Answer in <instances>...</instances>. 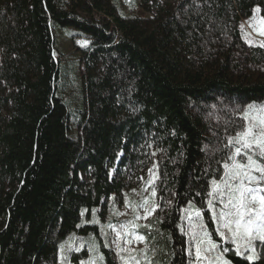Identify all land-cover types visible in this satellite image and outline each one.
I'll return each instance as SVG.
<instances>
[{
	"label": "trees",
	"instance_id": "obj_1",
	"mask_svg": "<svg viewBox=\"0 0 264 264\" xmlns=\"http://www.w3.org/2000/svg\"><path fill=\"white\" fill-rule=\"evenodd\" d=\"M119 2L0 0V264H58L67 239L98 233L93 212L123 190L121 170L147 161L160 205L142 232L154 264H187L177 225L189 201L219 239L206 188L242 109L264 104V48L239 29L255 6L264 18V0ZM56 25L91 41L71 61L85 66L81 78L54 54ZM94 241L103 264H118L108 242Z\"/></svg>",
	"mask_w": 264,
	"mask_h": 264
},
{
	"label": "snow or ice",
	"instance_id": "obj_2",
	"mask_svg": "<svg viewBox=\"0 0 264 264\" xmlns=\"http://www.w3.org/2000/svg\"><path fill=\"white\" fill-rule=\"evenodd\" d=\"M259 11V8L253 10L249 27L264 36V18L257 15ZM241 27L243 29V25ZM243 38L249 46H254L247 33L243 34ZM80 43L82 47L86 46L85 42ZM259 47L264 48V42H260ZM241 119L244 123L240 130L234 136L227 137L225 147L231 151L222 165V173L217 179H212L206 188L208 211L216 224V234L223 243L218 244L212 238L203 223L201 210L189 201L187 208L180 209V218L186 221L187 226L177 225L182 235L187 237V264H232L227 258L229 251L245 259L248 264H255L264 258L258 251L260 246H264V104H248L242 109ZM149 175L147 183L151 186V198H145L138 204L125 200V205L131 207L134 213L138 208L143 210V215H135L134 220L147 219L160 207L155 199V179L158 177L152 169ZM136 227L134 221L121 225L123 232H117V237L123 236L124 244L136 242L145 247L136 250L118 244L116 256L121 264H154L147 255L148 237L134 231ZM113 231L116 229L113 228ZM223 244H230L232 248L224 247ZM68 247L71 250V246ZM105 247L108 245L105 244ZM60 250L61 260H66L67 257L63 255L65 246L61 245ZM75 250L80 251V248ZM88 252V260L81 261V264H103L105 257L99 254L95 243L89 246Z\"/></svg>",
	"mask_w": 264,
	"mask_h": 264
},
{
	"label": "rangeland",
	"instance_id": "obj_3",
	"mask_svg": "<svg viewBox=\"0 0 264 264\" xmlns=\"http://www.w3.org/2000/svg\"><path fill=\"white\" fill-rule=\"evenodd\" d=\"M119 1V3L122 4L126 10H128L130 7L135 8L137 6L138 0ZM256 8L259 7L255 6L253 10ZM253 10L251 16L247 18H241L239 22V29L241 31L242 36L244 33H247L248 38L252 40L254 44H259L260 42L264 41V37L258 35L256 32L253 31L251 27H249L251 18L253 16ZM257 15L263 18L260 14V11ZM242 25L243 29L241 27ZM52 32L55 39V56H60L64 63L66 62V67L68 69H72L74 71V74L77 73L76 75L81 78V76L85 74V66L80 65V67L77 68V64L71 63V61L78 60L87 50L91 48L90 39L80 36L79 34H77V32L74 31V29L70 27H59L56 25L55 27H52ZM80 42H85L86 46L82 47ZM76 82L77 81L74 79V77L70 76L67 87L70 101H74V93H76V95H79L78 87H76L75 89ZM151 167V164L147 161L136 165L134 168H123L121 170L119 179L122 182L123 190L120 192V194L116 196H110L105 199L103 201V206H101V208L97 210L99 212H95V222L97 224L98 233L95 236L92 235L88 239L82 241L78 240L76 236H72L67 239V241H65L63 244L65 246V251L63 252L64 256H66V253L70 251L68 247L69 245L71 246V250H75L77 248L81 249L82 247L86 251V255L81 259V261H87L89 258L88 248L92 243H95L94 239L96 236H100L102 242H108L109 246L114 250L115 254L118 244L125 248H131L136 250H140L144 247V244H138L136 242H133L131 245L124 244L123 236L118 239L117 232H123V230L121 229V225H128L129 221H134V223L137 225L134 231H137L139 234H143L142 232L144 227L148 224V221L154 216L153 213L147 219L134 220L135 215H143V210L138 208L134 213L131 207H127L125 205L126 199L132 203L138 204L141 203L145 198H151V186L147 183V181L150 179L149 170L152 169ZM110 175L112 177L115 176V169L111 170ZM155 199L158 201L157 196L155 197ZM214 225L216 232V224L214 223ZM186 226L187 223L185 221L183 227ZM113 228H115L116 231H113ZM128 238L131 239V237ZM215 241L218 244L223 243L220 240V237ZM95 245L97 246L96 243ZM223 246L228 247L230 249L232 248L230 244H223ZM61 255L62 253L60 250L58 254V264H68L67 261L61 260ZM124 255H127V253H124ZM117 260L118 264H121L118 258Z\"/></svg>",
	"mask_w": 264,
	"mask_h": 264
}]
</instances>
